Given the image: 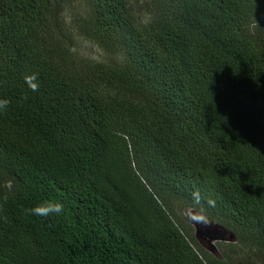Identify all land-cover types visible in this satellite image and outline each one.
<instances>
[{
    "label": "trees",
    "instance_id": "16d2710c",
    "mask_svg": "<svg viewBox=\"0 0 264 264\" xmlns=\"http://www.w3.org/2000/svg\"><path fill=\"white\" fill-rule=\"evenodd\" d=\"M84 1L0 0V264H228L178 216L197 189L264 264V0Z\"/></svg>",
    "mask_w": 264,
    "mask_h": 264
},
{
    "label": "rangeland",
    "instance_id": "374dc122",
    "mask_svg": "<svg viewBox=\"0 0 264 264\" xmlns=\"http://www.w3.org/2000/svg\"><path fill=\"white\" fill-rule=\"evenodd\" d=\"M131 6L134 8V11L136 14H138L140 17H144V11H145V6L146 4L150 1V0H127ZM75 7H77L79 9V11L81 10V8H85L86 2L84 0H76V2L73 4ZM76 10V9H75ZM75 13L74 10L70 9V7H68L65 11V16L69 17L71 15H73ZM74 49L75 52H77V54L82 57L83 60L86 61H106L108 60V57L101 52V50L99 48H97L96 45L85 41L82 38H76L74 41ZM176 211L178 213V216L181 219H184L185 221H187L189 223V225L192 227V231L191 233H193V235H196V227L190 223L189 221V214L191 209L190 208H185L183 206H181L180 204L175 206ZM202 225V230L203 232L208 235L206 236V239L203 238V244L204 246L203 249L210 255L214 256V257H218L220 258V250H225L229 255H230V259L232 261H230V259L228 260V264H243L239 261L240 256L242 255L241 249L235 245V241L231 242V241H222L221 238L224 239H229L230 235L225 233V232H220L219 230L215 229L213 227V225L209 222L207 225H203V224H199ZM210 237L215 238L211 244L214 245L217 250L218 253L217 254H213L211 252L208 251V249H206L205 247H208L209 241H210ZM224 243L223 246H221V244Z\"/></svg>",
    "mask_w": 264,
    "mask_h": 264
},
{
    "label": "clouds",
    "instance_id": "9594fccd",
    "mask_svg": "<svg viewBox=\"0 0 264 264\" xmlns=\"http://www.w3.org/2000/svg\"><path fill=\"white\" fill-rule=\"evenodd\" d=\"M24 81L28 85L31 91L33 92L39 91L40 82L38 80L37 73L26 74L24 76ZM8 104H9L8 100L0 99V111L7 109ZM4 187L10 192L13 188V181L11 180L6 181ZM191 195L193 197V206L189 214L190 221L197 224L207 225L209 221L206 215V210L201 205L202 197L199 190L197 189L193 191ZM2 199L4 202L7 201L8 199L7 193H5L2 196ZM206 203L209 207H215L216 205V201L211 197H208L206 199ZM2 208H3V204H0V210H2ZM63 211H64L63 204L58 201H52V200H46L43 203L37 204L34 207L25 210L26 214L28 215H36L43 217H47L51 214L60 215L63 213ZM4 219L6 221L7 217L5 216Z\"/></svg>",
    "mask_w": 264,
    "mask_h": 264
},
{
    "label": "water",
    "instance_id": "95a60500",
    "mask_svg": "<svg viewBox=\"0 0 264 264\" xmlns=\"http://www.w3.org/2000/svg\"><path fill=\"white\" fill-rule=\"evenodd\" d=\"M189 219V218H188ZM189 221H190V219H189ZM190 223L191 224H193L195 227H196V238H197V240L200 242V244L202 245V246H204V244H203V238H205L206 239V236H208V235H206L204 232H203V230H202V225H199V224H197V223H193V222H191L190 221ZM215 238H213V237H210V241H209V246L208 247H205L206 249H208V251L209 252H211V253H213V254H217L218 253V250H217V248L214 246V245H212L211 244V242L214 240ZM222 239V241H231V242H233V241H235V237L233 236V235H230V238L227 240V239H224V238H221Z\"/></svg>",
    "mask_w": 264,
    "mask_h": 264
}]
</instances>
